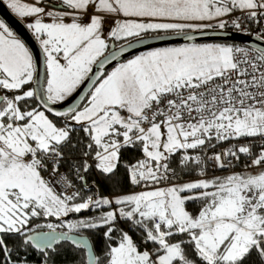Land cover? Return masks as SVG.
Listing matches in <instances>:
<instances>
[{"label":"snow or ice","instance_id":"obj_1","mask_svg":"<svg viewBox=\"0 0 264 264\" xmlns=\"http://www.w3.org/2000/svg\"><path fill=\"white\" fill-rule=\"evenodd\" d=\"M5 3L0 264H264V0Z\"/></svg>","mask_w":264,"mask_h":264},{"label":"water","instance_id":"obj_2","mask_svg":"<svg viewBox=\"0 0 264 264\" xmlns=\"http://www.w3.org/2000/svg\"><path fill=\"white\" fill-rule=\"evenodd\" d=\"M0 19L3 20L8 27L20 38L22 39L26 45L32 50L34 57L37 59V64L39 69H43V53L39 47L38 42L35 40L32 33L27 29L26 25L19 20L7 7V5L3 2V0H0ZM235 43L245 46V47H264L263 41H256L248 36L238 35L235 37ZM145 50V49H140ZM115 62L111 65H107L104 69V71L111 70L112 67H114ZM96 69L94 68V72ZM88 85V82L86 81L85 84L81 85V88L77 90L76 93L73 94L72 97H69L68 100H66L63 105L60 107H68L70 104H75L77 100L79 99V96L82 94L83 91H86V87ZM74 106V105H73Z\"/></svg>","mask_w":264,"mask_h":264},{"label":"trees","instance_id":"obj_3","mask_svg":"<svg viewBox=\"0 0 264 264\" xmlns=\"http://www.w3.org/2000/svg\"><path fill=\"white\" fill-rule=\"evenodd\" d=\"M137 155H138V153H130L129 154V158H134ZM134 190L135 189L130 188V186L127 183H125L124 186H123V191L124 192H129V191H134ZM102 191H104L106 194H109V195L113 194L111 192V190H110L108 185H104L102 187ZM42 222L43 221H41L40 223H42ZM102 243H103L102 241H98V243H97L98 248L102 246ZM58 259L62 262V264H73V262L75 261L76 258L73 257L72 255H68L66 257H61V258H58ZM32 264H40V258H39L38 255H34L32 257Z\"/></svg>","mask_w":264,"mask_h":264},{"label":"rangeland","instance_id":"obj_4","mask_svg":"<svg viewBox=\"0 0 264 264\" xmlns=\"http://www.w3.org/2000/svg\"><path fill=\"white\" fill-rule=\"evenodd\" d=\"M3 2L5 3V0H3ZM27 2H31V0H27ZM6 4V3H5ZM7 5V4H6ZM8 7V6H7ZM9 8V7H8ZM10 9V8H9ZM11 10V9H10ZM12 12V10H11ZM13 13V12H12ZM15 15V13H13ZM16 16V15H15ZM19 20H21L25 25H27L28 20L27 19H21L20 17L16 16ZM44 223V221L42 222Z\"/></svg>","mask_w":264,"mask_h":264},{"label":"flooded vegetation","instance_id":"obj_5","mask_svg":"<svg viewBox=\"0 0 264 264\" xmlns=\"http://www.w3.org/2000/svg\"><path fill=\"white\" fill-rule=\"evenodd\" d=\"M44 231H46V229H44Z\"/></svg>","mask_w":264,"mask_h":264},{"label":"built area","instance_id":"obj_6","mask_svg":"<svg viewBox=\"0 0 264 264\" xmlns=\"http://www.w3.org/2000/svg\"><path fill=\"white\" fill-rule=\"evenodd\" d=\"M264 42V41H263Z\"/></svg>","mask_w":264,"mask_h":264}]
</instances>
